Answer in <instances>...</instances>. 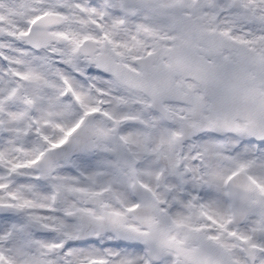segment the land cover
Segmentation results:
<instances>
[{
    "label": "snow or ice",
    "instance_id": "snow-or-ice-1",
    "mask_svg": "<svg viewBox=\"0 0 264 264\" xmlns=\"http://www.w3.org/2000/svg\"><path fill=\"white\" fill-rule=\"evenodd\" d=\"M0 264H264V0H0Z\"/></svg>",
    "mask_w": 264,
    "mask_h": 264
}]
</instances>
